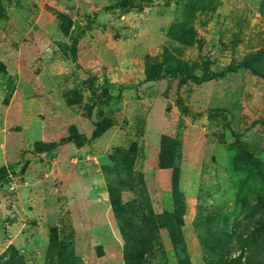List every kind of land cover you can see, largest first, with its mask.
<instances>
[{
    "label": "rangeland",
    "instance_id": "rangeland-1",
    "mask_svg": "<svg viewBox=\"0 0 264 264\" xmlns=\"http://www.w3.org/2000/svg\"><path fill=\"white\" fill-rule=\"evenodd\" d=\"M0 169V264H264V0H0Z\"/></svg>",
    "mask_w": 264,
    "mask_h": 264
},
{
    "label": "trees",
    "instance_id": "trees-1",
    "mask_svg": "<svg viewBox=\"0 0 264 264\" xmlns=\"http://www.w3.org/2000/svg\"><path fill=\"white\" fill-rule=\"evenodd\" d=\"M170 77H181V79H183L184 81L193 80V77L189 72V67L188 66L180 67V65H179L176 68H164V69L156 68V67L150 68V70L148 69V71H147L146 81L152 82V81H157L161 78H170ZM180 107H181L182 112H184L185 114H189V110L186 107L182 106L181 104H180ZM93 137H98L97 131H95L93 133ZM0 170H2V169H0ZM114 190H115L114 188L109 187V193H110V200H111L112 208L114 211L115 218L119 223L120 232L124 237L126 245H128L131 242V240H129V238L126 235L125 229L123 228V222H122L121 216H120L121 215L120 210L124 209L126 207V205L122 203V200L120 198L116 199L114 197ZM178 197L182 198L183 195L181 193H178ZM184 213H185V206H184V203L181 202L179 204V206H177L172 217L176 221H180L179 215H181V217H182L184 215ZM181 221H182V218H181ZM126 261H127V264H129V259H127V257H126Z\"/></svg>",
    "mask_w": 264,
    "mask_h": 264
}]
</instances>
